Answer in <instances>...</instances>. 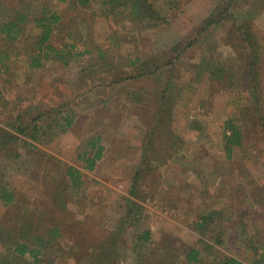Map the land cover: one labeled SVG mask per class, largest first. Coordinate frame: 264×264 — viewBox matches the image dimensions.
<instances>
[{"label":"rangeland","instance_id":"obj_1","mask_svg":"<svg viewBox=\"0 0 264 264\" xmlns=\"http://www.w3.org/2000/svg\"><path fill=\"white\" fill-rule=\"evenodd\" d=\"M76 1L0 0V21L28 20L18 40L0 36V178L16 196L14 208L0 206V264H221L224 256L264 264V0H234L227 18L223 0H139L165 12L151 30L102 0H91L95 16L83 21ZM52 12L62 16L49 40L52 50L64 49L62 61L38 52L33 20ZM226 29L231 40L253 44L240 54L256 59L258 78L223 47ZM177 40L182 56L165 72L172 83L158 81V91H168L162 112L145 83H121L108 97L111 61L126 64ZM234 128L239 135L226 145ZM101 131L104 156L85 170L87 143ZM53 227L58 236L44 251ZM34 234L39 262L9 256L17 237ZM191 249L196 263L186 260Z\"/></svg>","mask_w":264,"mask_h":264},{"label":"trees","instance_id":"obj_2","mask_svg":"<svg viewBox=\"0 0 264 264\" xmlns=\"http://www.w3.org/2000/svg\"><path fill=\"white\" fill-rule=\"evenodd\" d=\"M126 0H102V4L103 6L108 7V9L113 12L114 10L116 11H122L120 10V7L124 6L123 12H125V9H127L129 11L128 16H126L127 18H134L131 19V21L135 22V28L138 29H146V30H151L156 28L157 26H159L160 24L154 21H158L161 19V17L165 16V12L164 11H160V10H156L155 7H151V5L148 2H144L143 4L139 3L141 1L139 0H130L128 2V4H125ZM224 2H227L225 6H223V17L227 18V15H229V9L232 6V3H234V0H223ZM169 5L174 6V4H171V1H168ZM76 3L79 5L81 4L84 9L83 10H79V15H77V17L79 16L81 19L83 17L85 21V19L89 18V19H93V17L95 16L94 10H92V5L93 3L91 2V0H77ZM121 3V4H120ZM77 5V6H78ZM170 7V6H169ZM5 12L3 11V9L0 11V15L4 14ZM4 18V17H3ZM223 18V20L225 19ZM61 20H62V16L59 13H49V14H45L44 16H42L39 19H35L33 20V22L36 24V26L40 29L41 34L38 37L37 40V44H38V52H42L43 49H45L47 52H52L54 53L59 60H64V56H63V51H56V50H52L51 44H50V37H52V31L53 29L58 26L59 24H61ZM88 20V19H87ZM210 20L209 16L206 19ZM220 20V19H219ZM27 15L26 14H20L19 16L14 17L13 19H8V21H0V36L6 38V40L9 41H15L18 40V38L21 35L22 32V27L25 23H27ZM204 29L208 28L209 24L208 22L204 23ZM234 27V25H233ZM236 28V32L237 30H241V26H237ZM244 36V34H243ZM71 38L70 36L68 37V39ZM245 38V37H244ZM224 44L229 46V48L232 50V52L236 55H238L239 59L243 62V67L245 69L246 75L249 76V78H252L254 75L257 76L258 78V74L257 71L255 70V62L256 59L253 57V59H255L254 61L247 59L246 57H243L245 55V53H243L242 55L240 54V51L242 50H251L253 47V44H247L246 41L243 39L242 42L238 43L233 41V39L231 40V37H229L228 35V29H226V34L224 36ZM242 43V45H241ZM181 44L178 43L177 45L173 46L172 48H169L168 50L164 51V53L160 54L158 56V58L155 57H151V58H147L146 60L143 61V63H141L139 57L133 58L131 60H129L126 64H120V62H117L115 59L113 61H111V64H108L105 69L106 71L104 72L106 74V78L104 80L105 84V88L108 91V97H110V99H112V97L114 95H116L114 89L116 85H119L121 83H126L129 82L130 85L129 86H135L136 84H146V87H149L150 93L153 94L157 101V109L155 110V113H159L162 112L163 109L165 108V105L167 104V102H165V96L167 95V92L165 89L164 91H158V83L160 82V78L161 76H159V78H155L153 76V74L157 71L161 72L162 70H164V74L166 76L165 72H168L169 70L172 69H176L175 68V64L173 61L176 62V60H178L183 53V50H181ZM187 46L191 47V43L187 44ZM64 48H68L70 53L75 51V49H77V45L76 42H74L73 40H70V42H66L64 43ZM257 49H259V47H255ZM86 54H89V51H84L82 53H78L75 52V55L77 56H85ZM45 58L43 57L42 59L47 60V55L46 53L44 54ZM97 60H102V58H104V53L100 50L97 51ZM252 57V56H251ZM258 58V55H257ZM31 63H34L36 66L40 65V58L38 59V57L36 58L35 56L31 58ZM98 63H101L100 61H98ZM152 65L154 66V71H149L150 70V66ZM201 65L205 66V59L201 60ZM104 67V62L103 65ZM146 66H149L146 68ZM172 66L174 68H172ZM195 68L197 67H201L200 64L194 66ZM167 68V69H166ZM96 73V72H94ZM153 77H152V76ZM253 75V76H252ZM163 79H166L167 81L164 83V85H171L172 83V76H167V77H163ZM157 80V81H156ZM156 81V82H155ZM159 81V82H158ZM167 88V87H166ZM146 91H148V88H145ZM143 89V90H145ZM130 100H132L133 98H135V94L134 92H129L127 93ZM159 95V96H158ZM257 97V94H256ZM167 99V98H166ZM65 122V126H72V120L71 119H67L65 118L64 120ZM55 126L58 125V123H54ZM52 125V126H54ZM59 127V126H57ZM36 131L39 127H33ZM52 128V127H51ZM64 131V130H63ZM61 130V132H63ZM230 133L228 136H225V142L226 145L229 143H233L234 142V137L238 136L239 133L237 131L236 128L234 129H230L229 130ZM150 133H152V130L150 131ZM154 133V132H153ZM35 135V134H34ZM31 136V138L35 139V136ZM153 135V134H152ZM98 139L96 138H92L90 141H88L87 143V148H93L95 149V151H92V153L89 155L88 152L87 154L84 153L82 156V159L84 161V169L85 170H89L92 171L95 168L96 162L99 161L102 158V153L104 151V148L102 146H100L98 144ZM154 144V139L151 138L148 140V149H146V151L149 150V148H151V146ZM229 151V149H228ZM227 151V156H229V152ZM66 175L69 178L73 179V182H78L77 180L79 179V176L81 175L80 172L76 169H74L71 166H68L66 168ZM16 204V196L15 193L13 192V190L9 187L8 183H6L5 181H2L0 178V206L2 208H11L15 206ZM1 224V223H0ZM2 225V224H1ZM2 232H5V228L2 229L0 228ZM58 229L56 227L50 228L47 230V236L49 237V239H47V243L43 246V250L46 251L50 248V246H48V244L51 243L52 239H53V235L58 236ZM36 240V241H34ZM39 241V237H37L35 234L32 236V240H30V238H27V240H20L18 237L14 240L13 242V248L12 251L10 252L11 255L9 256H16L19 258H23L25 256H29L33 258L34 263L39 262V259H37V256L40 254V250L39 248H35L34 246L36 245V242ZM40 242V241H39ZM97 249V248H96ZM198 251L196 249H191L188 253V255L186 256V260L189 263H196L198 262ZM9 259V258H6ZM221 264H244L242 261H240L238 258L236 257H230V256H224Z\"/></svg>","mask_w":264,"mask_h":264},{"label":"crops","instance_id":"obj_3","mask_svg":"<svg viewBox=\"0 0 264 264\" xmlns=\"http://www.w3.org/2000/svg\"><path fill=\"white\" fill-rule=\"evenodd\" d=\"M183 42V40H177L176 42L174 41L173 43H171V45L170 46H168L166 49H164V50H161V51H157V50H155V51H152L150 48H148L147 50H144V51H146V55L145 56H143V57H139V59H140V61H141V63H143V61L144 60H146L147 58H151V57H155V58H158V56L160 55V54H162V53H164V51L165 50H168L169 48H172L173 46H175V45H177L178 43H182ZM146 43H150V42H148V41H146ZM151 43H152V45H153V47L154 48H158V46H160L161 44H160V42H158L157 41V39H155V40H152L151 41ZM226 45L224 44L223 45V47H225ZM150 66V70L149 71H154V66H152V65H149ZM149 66H146V68L147 67H149ZM194 66H195V64H194ZM194 66H193V69H194ZM223 72H225V70L223 71ZM152 76V75H151ZM153 76L155 77V78H159V76H161V78L160 79H163V77H166L165 76V74H164V70H162L161 72H159V71H157V72H155L154 74H153ZM152 76V77H153ZM156 125H158L157 124V121H156ZM104 133V132H103ZM102 133V131L100 132V133H98L97 135H95L94 137H93V139L94 138H96V139H98V141H99V145L100 146H102V141H103V138L105 137V135ZM91 151H95V149H93V148H90V147H88ZM103 156H104V151H103V153H102V158H103ZM102 158L100 159V160H102ZM99 160V161H100ZM98 162V161H97ZM96 162V163H97Z\"/></svg>","mask_w":264,"mask_h":264}]
</instances>
